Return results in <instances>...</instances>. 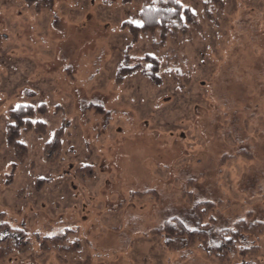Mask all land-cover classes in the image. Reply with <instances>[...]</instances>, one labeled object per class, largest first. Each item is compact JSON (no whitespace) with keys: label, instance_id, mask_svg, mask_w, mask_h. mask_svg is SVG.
Listing matches in <instances>:
<instances>
[{"label":"rangeland","instance_id":"obj_1","mask_svg":"<svg viewBox=\"0 0 264 264\" xmlns=\"http://www.w3.org/2000/svg\"><path fill=\"white\" fill-rule=\"evenodd\" d=\"M181 1L197 24L160 47L123 27L142 0H0V224L32 238L0 264H264V233L225 263L157 233L175 218L200 229L198 204L216 242L239 219L264 223V0ZM148 54L160 85L127 72ZM22 105L47 124L21 132L23 161L5 143ZM69 231L82 255L38 256Z\"/></svg>","mask_w":264,"mask_h":264},{"label":"trees","instance_id":"obj_2","mask_svg":"<svg viewBox=\"0 0 264 264\" xmlns=\"http://www.w3.org/2000/svg\"><path fill=\"white\" fill-rule=\"evenodd\" d=\"M219 0H209V3ZM27 8H31L34 12H40L53 7L54 0H25ZM141 7L137 12L135 21H126L123 27L129 34L132 35L135 45H141L142 41L148 37H155L160 34V44L158 46L164 47L169 39L182 40L189 38L191 30L189 26H196V15L193 9L183 3L181 0H142ZM129 48L126 50L128 51ZM173 56V55H172ZM174 57V56H173ZM170 59V57H169ZM142 63H138L133 68L128 69V73L147 77L151 83L155 85L161 84V78L158 75L159 65L158 59L152 54L141 59ZM140 62V60H139ZM144 62L149 63L148 66L143 65ZM166 73L172 75L174 78L178 76H186V72H180L170 68L168 64L165 65ZM14 122L10 123L6 132L5 143L11 148L15 149L17 157L22 161L28 155L27 146L20 141L21 132H28L34 130L38 133H45L47 131V124L45 121H34L36 110L32 106H21L13 109ZM82 178L92 180L95 178L96 170L92 164H84L79 166L76 170ZM154 191L138 192L135 197H144ZM156 193V192H154ZM133 196V197H134ZM208 208H211L210 205ZM201 209L200 205H195L194 209L196 217H198L200 229L191 230L180 219H172L166 221L164 228L157 231L160 235L164 232L168 235L172 244L182 240L183 245L188 247L197 246L205 251L210 257L216 258L219 262H227L231 255L237 250V243L242 242V237L249 235H256L264 233V223L254 222L248 224L246 219H239L234 223L233 227L227 230H220L216 235V240L211 238V229L207 224H204L203 217L207 213V209ZM3 217V215L1 216ZM67 232L62 236L46 237L42 242V253L38 256L43 258L49 255L50 252L63 251H77L81 249L79 241L71 243L72 231ZM70 241V242H69ZM200 241V245H197ZM32 238L23 229H18L11 226L10 223L3 221L0 224V260L14 259L17 255H27L32 249ZM6 260V261H7ZM243 264V262L239 263Z\"/></svg>","mask_w":264,"mask_h":264},{"label":"crops","instance_id":"obj_3","mask_svg":"<svg viewBox=\"0 0 264 264\" xmlns=\"http://www.w3.org/2000/svg\"><path fill=\"white\" fill-rule=\"evenodd\" d=\"M140 197V196H139ZM140 198H142V197H140ZM55 252V251H54ZM83 250H82V248L81 249H79V250H77V251H63V252H56V253H58V254H62V255H65V257H73V256H80V255H82L83 253ZM53 253V252H52ZM28 254H31V253H28ZM27 254V255H28ZM27 255H17L16 257L17 258H26L27 257ZM13 261H14V259H13Z\"/></svg>","mask_w":264,"mask_h":264}]
</instances>
